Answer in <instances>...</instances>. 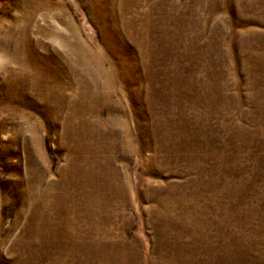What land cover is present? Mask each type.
<instances>
[{
    "label": "rangeland",
    "instance_id": "rangeland-1",
    "mask_svg": "<svg viewBox=\"0 0 264 264\" xmlns=\"http://www.w3.org/2000/svg\"><path fill=\"white\" fill-rule=\"evenodd\" d=\"M0 264H264V0H0Z\"/></svg>",
    "mask_w": 264,
    "mask_h": 264
}]
</instances>
